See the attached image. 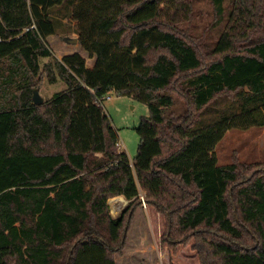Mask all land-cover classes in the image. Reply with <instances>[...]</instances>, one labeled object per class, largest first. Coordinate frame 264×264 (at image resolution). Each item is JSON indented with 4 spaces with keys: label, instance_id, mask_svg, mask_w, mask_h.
<instances>
[{
    "label": "trees",
    "instance_id": "obj_1",
    "mask_svg": "<svg viewBox=\"0 0 264 264\" xmlns=\"http://www.w3.org/2000/svg\"><path fill=\"white\" fill-rule=\"evenodd\" d=\"M64 1L0 0V264H118L143 199L171 249L192 241L201 264H264V160L215 154L228 130L264 128V0H211L224 29L210 53L185 25L191 0H76L94 68L49 45ZM46 78L67 87L36 105ZM110 92L149 103L133 162L115 150L99 101ZM222 96L225 113L196 129ZM116 196L129 200L118 217Z\"/></svg>",
    "mask_w": 264,
    "mask_h": 264
},
{
    "label": "rangeland",
    "instance_id": "obj_2",
    "mask_svg": "<svg viewBox=\"0 0 264 264\" xmlns=\"http://www.w3.org/2000/svg\"><path fill=\"white\" fill-rule=\"evenodd\" d=\"M192 18L185 22L190 33L201 39L202 46L207 53L213 51L215 44L224 29V25L217 26L214 5L211 0H191ZM76 0H65L62 4L51 7L50 13L54 17L59 31L57 41L62 49H55L56 45L49 41L54 54L62 58L66 51L80 53L86 60L88 68H94L96 59L81 48L79 42L71 43L64 38H76L74 24L71 19L72 6ZM231 0H225L228 7ZM49 40V39H48ZM66 52V53H65ZM69 54V53H68ZM48 59H42L45 62ZM64 81L51 83L46 78L39 91L45 100L52 99L55 95L66 89ZM102 105L112 119V123L119 134V144L115 147L118 152H125L133 162L140 143L137 133L142 116L149 115V103L134 95H118L115 92L108 94ZM226 96L218 98L211 103L202 113L201 119L195 128H200L213 123L225 113L228 106ZM186 110L185 103L177 99L175 106L169 112L183 113ZM215 154L220 164H228L235 157L243 162H256L264 160V128L252 127L241 130L233 128L227 131L225 137L215 148ZM143 204L135 212L123 255L117 256L118 264H201V258L197 250L192 248V241L179 243L173 250L162 241L166 230V222L163 215L152 206ZM128 203L113 201L111 213L114 217L122 214Z\"/></svg>",
    "mask_w": 264,
    "mask_h": 264
},
{
    "label": "crops",
    "instance_id": "obj_3",
    "mask_svg": "<svg viewBox=\"0 0 264 264\" xmlns=\"http://www.w3.org/2000/svg\"><path fill=\"white\" fill-rule=\"evenodd\" d=\"M76 22L75 21H73V24H75ZM48 41H50L51 43H54V45H56V47H55V49H57V50H59V49H62V45L57 41V36H56V34H53V35H50L49 37H48ZM65 41V40H64ZM67 52V53H66ZM65 53L66 54H71V53H73V52H70V51H66ZM60 58V57H59ZM113 201H119L120 203H123V206H124V204L125 203H129V200H127L125 197H123V196H116V197H113V198H111L110 200H109V205H110V209H112L111 208V204H112V202ZM143 206V205H142ZM145 206H147L148 207V205L146 204ZM141 207V206H140ZM140 207H138V208H140Z\"/></svg>",
    "mask_w": 264,
    "mask_h": 264
},
{
    "label": "water",
    "instance_id": "obj_4",
    "mask_svg": "<svg viewBox=\"0 0 264 264\" xmlns=\"http://www.w3.org/2000/svg\"><path fill=\"white\" fill-rule=\"evenodd\" d=\"M65 41L71 42V43H77L78 38H64ZM45 99L41 95L40 91L38 88H35L33 91V103L36 105L44 103Z\"/></svg>",
    "mask_w": 264,
    "mask_h": 264
},
{
    "label": "built area",
    "instance_id": "obj_5",
    "mask_svg": "<svg viewBox=\"0 0 264 264\" xmlns=\"http://www.w3.org/2000/svg\"><path fill=\"white\" fill-rule=\"evenodd\" d=\"M0 41H1V38H0ZM105 97L110 98V96H109L108 94H106V95L102 96L101 98H99V101H100V102H103L104 99H105ZM143 203L145 204L144 199H143Z\"/></svg>",
    "mask_w": 264,
    "mask_h": 264
}]
</instances>
